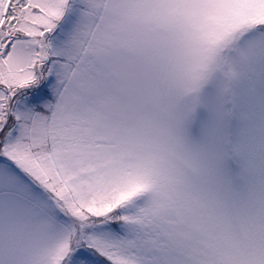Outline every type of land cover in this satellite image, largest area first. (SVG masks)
<instances>
[{"label": "rangeland", "instance_id": "1", "mask_svg": "<svg viewBox=\"0 0 264 264\" xmlns=\"http://www.w3.org/2000/svg\"><path fill=\"white\" fill-rule=\"evenodd\" d=\"M10 1L0 264H264V0Z\"/></svg>", "mask_w": 264, "mask_h": 264}, {"label": "bare ground", "instance_id": "2", "mask_svg": "<svg viewBox=\"0 0 264 264\" xmlns=\"http://www.w3.org/2000/svg\"><path fill=\"white\" fill-rule=\"evenodd\" d=\"M17 9V3L16 1H10L3 9L2 12V20H3V24L5 26H7L11 20L13 19L15 12ZM45 48V47H44ZM43 51V49H42Z\"/></svg>", "mask_w": 264, "mask_h": 264}, {"label": "water", "instance_id": "3", "mask_svg": "<svg viewBox=\"0 0 264 264\" xmlns=\"http://www.w3.org/2000/svg\"><path fill=\"white\" fill-rule=\"evenodd\" d=\"M42 53H45V51L43 50Z\"/></svg>", "mask_w": 264, "mask_h": 264}, {"label": "trees", "instance_id": "4", "mask_svg": "<svg viewBox=\"0 0 264 264\" xmlns=\"http://www.w3.org/2000/svg\"><path fill=\"white\" fill-rule=\"evenodd\" d=\"M63 187V186H62ZM112 226H114V223L112 224Z\"/></svg>", "mask_w": 264, "mask_h": 264}]
</instances>
